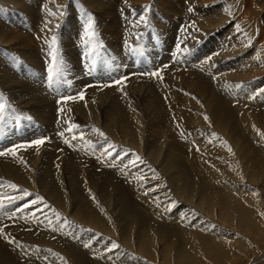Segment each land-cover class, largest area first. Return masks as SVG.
<instances>
[{"label": "rangeland", "instance_id": "obj_1", "mask_svg": "<svg viewBox=\"0 0 264 264\" xmlns=\"http://www.w3.org/2000/svg\"><path fill=\"white\" fill-rule=\"evenodd\" d=\"M29 1L31 0H26L27 5ZM53 1H55L56 3L55 2L52 3L54 5L52 6V8L54 9V10L52 9L53 13L51 12L53 14V22H54V25L53 22L52 25L57 29L56 34H58V38L62 39V35L61 34L59 35L61 26L64 24L69 25L70 24L69 20L74 18L77 19V17H80V14L77 15V13L74 11L70 12V10L68 9V4L70 3V0H53ZM96 1L98 2L95 4L97 7L95 8V10L93 8L89 9L88 6L86 8L85 5L84 7H82L83 10H86V12L82 10L84 16L78 18L79 24L78 25L75 24V25L79 26L80 22L81 21L83 22V17H84V20L86 21L85 22L86 28L84 29V31L82 30L83 32L76 30L78 34L76 35L77 39L72 43L73 47L70 46V48L68 47L66 49L64 45L63 46L59 45L58 41L53 45L48 44L47 46H41L39 49L32 47V51L34 55L36 54L34 61L37 64V67H39V76H42L43 78L40 79L39 77L37 78L29 77V78H25V81L28 82V84H30V82L33 81L35 88L38 89L39 92L36 95L33 94L32 95L36 99H39L41 105L43 106L49 105V108L47 109L48 112L46 111L47 113H45L44 121H38L34 117L33 118L31 117L32 119L29 120L27 115L33 114L32 109H30V105L29 104L27 105L24 102H22L26 110L29 109L28 112L27 111L25 112L24 108L20 105L22 104L21 100L18 101V99H14L10 97L11 95L7 91L6 94L5 92H2V90L0 89V101H1L0 104L5 105L4 111L6 112V115L8 116L9 114L12 116L11 118H13L12 120H9L10 125L13 122V124L11 125L12 129H15V132H20L21 134H23L24 136H22V138H24L25 141L23 147L21 142L9 141L6 143L7 145L4 146L6 148L5 150L12 152L15 151V153H23V155L24 154L30 155L32 153L28 154L27 151L29 152L31 150H35L34 152L38 151V153H36V156L38 157L40 156L39 158H41L44 155V152L48 150L47 152L50 151V154L54 159L55 164L54 162H52V165L50 167L49 177L52 178L55 177L56 175V178H58V180L60 181L61 190L63 188L62 194L64 193L62 199L64 201V203H62L64 206L61 205L60 209H62V211L64 210L63 211L64 214L65 213L67 214L65 215L62 214V211L60 212L59 211L60 209H58L59 208L58 204L54 202H53L54 205L45 204L46 206L44 205L42 208L46 210L45 212H47L48 208L52 207L51 208V210H53L52 213L51 211H49L50 209L48 210L49 213L48 212L47 213L49 215L52 214L54 217L58 215L55 218L63 221L66 229L68 228L67 230H69L68 233L70 232L74 233L75 238L76 236L77 237L84 236L89 238L88 241L92 240L95 242H100L103 245H105L103 242L106 241L111 244L118 245L119 247H115V248L113 247V249H116L117 251H120L121 249V252L126 253L128 255L130 254L132 258L134 257L142 263H146V264H264V124H263L264 104H261L260 100L258 99V96L262 92H264V0H256L255 2L254 0L252 1L243 0L244 2L242 0H235V1L233 0H203V1L170 0L171 2L170 5L173 7H165L169 5H162L167 3L166 0H162V1L145 0L149 4L144 0L143 1L139 0L138 3H137L138 0L136 1L96 0ZM185 1L188 2L190 6L189 8H187L188 9L187 13H185L187 9L180 6V4L185 3ZM198 1L201 3H198ZM239 1L241 2L239 3ZM32 2L38 3L40 5L39 7H37L41 9L38 11L39 15L37 14L39 20L37 18L34 19L33 17H27V20L29 22L31 20L33 24L37 22L38 25L43 20L42 12H43V8L44 7L46 8L45 5H47L48 0H38V1L32 0ZM246 2L248 5L245 4ZM250 2H252L253 4L252 3L250 4ZM126 3L129 5L130 9L127 8L128 6ZM217 3L220 6L223 5V7L227 5L225 9L227 10V14H229L227 15L228 18L225 17V18L217 19L218 22V25L216 24L217 26L215 25V23L214 24L213 23L210 24L208 22L204 23L203 20L197 21L196 20L197 15L190 14L191 11H194L197 8L206 9L207 7L214 6ZM223 3L225 4V6ZM4 4H5V0H0V8H1L0 19H2V21L4 22V27L8 26L9 30H15L16 25L10 16V12L13 10V7L11 6L13 5L9 4L7 6L8 8L4 6L5 8H7L5 10V8H3ZM58 5H59V9L57 8ZM14 8L17 9L16 10L17 16H15L16 18L18 16L20 18L21 17L26 18V15L23 14L20 10H18L20 9L18 4L15 3ZM138 8H142V9L138 10ZM228 8H230L231 11ZM2 9L5 11H2ZM126 10L132 13L131 17L133 18H135L140 12L142 14L144 13L145 15H143V17L138 18V20L134 19L135 25H133L134 26L133 28H131V25L128 26L127 23L126 25L119 24L118 27L116 20L118 17L119 19H121L124 14H127ZM133 10L135 12H133ZM228 10L230 11V13ZM237 11L240 12L238 13ZM242 12L244 13V15ZM54 14L56 17L54 16ZM94 14H97L98 16ZM54 18H56L57 21H54ZM14 20L16 19L14 18ZM87 20L89 21V23ZM233 20L234 21L236 20L235 21L236 23ZM137 22L140 24V26H138L139 24ZM199 22L202 24V26L200 25ZM90 23L91 25L93 23V25L91 26ZM226 24L228 27L227 26L225 27ZM2 25L3 24L0 23V26ZM233 25L238 26L237 31L239 32L237 33V36L241 37V39L236 40V42L230 41L232 45V46L230 45L232 50L229 49V51L231 52L228 53L230 55L226 57H220L219 59L220 60L222 59V61H227L225 62V64L226 63L228 64L229 62L234 61L231 59L235 58V60H237V58L245 56V53L248 52L247 54L249 55V53L253 51L255 58L258 59L254 58V61L252 62V65L254 66L246 68L244 70L245 72L243 71L242 73L243 76L241 74H234V71L233 72L231 71L232 74L230 76L225 72V75L227 74L226 77L224 73L220 74L219 72L207 74L206 71L201 67L206 63L210 62V57L214 53L216 52L218 53V51H220L219 49L214 50L213 48V51L215 52H212L209 48L214 44H219V43H215V40L218 39V35L220 33H226V31H228ZM99 27H103V28L100 29ZM162 27H166L167 29L170 30L169 35L164 37L165 40L161 36L164 32ZM243 27L245 29L249 28V31L248 29H246L247 31H245ZM58 28H59V32H58ZM86 29L89 32L91 31L90 33L88 32L87 35L85 34ZM112 29L116 31L115 35L108 33ZM132 33L135 34L134 35L135 39L133 38L129 39L128 36L131 35ZM239 33L241 34L239 35ZM133 34L131 36H133ZM196 35L197 37H195ZM190 36H192V38ZM237 36L236 38L239 39ZM243 40H245L246 42H244ZM239 41L240 42L243 41V43L241 42L242 43L241 46H239L240 43ZM251 45L253 46V48ZM188 46L192 47L191 48L192 50L188 48ZM0 50H1L0 51L1 54L3 55V57L7 62L6 64L13 71H18L20 67L22 68V63L25 62L26 60L19 53H17L16 50H14V47H12L10 43L9 44L7 43V45L0 43ZM203 50L205 51L202 52ZM51 52L52 54H49ZM186 53L188 54L186 55ZM195 61L198 64H196ZM56 62H60L64 70L62 71V74H60L54 80L50 81L48 78L49 69L52 68ZM201 62L202 64H200ZM89 65L91 67H94V69H96L95 72L92 73V75L88 71ZM31 66L32 65L27 66V68L30 70V72L36 73L34 67ZM70 66L72 67V70ZM253 68L257 73L255 71L253 72ZM248 69L250 70V72L247 71ZM16 74L17 76L19 75L20 78V74H18V72H16ZM223 75L225 78L223 77ZM76 77L78 79H76ZM222 77L226 80L224 81ZM229 80L231 83L228 84L234 85L233 87H240L242 85V87L250 90H252L253 88L256 89L258 95L256 96V93L252 92L251 95L253 101L252 100L249 102L246 101L249 104H247L245 101L244 103H242L243 101L241 102L234 98H231L229 100L228 99L221 100L219 97L220 94L217 91L218 90L217 86L216 87L214 86L215 82L222 81L226 83ZM79 81L80 83L82 81L84 83L82 84L81 87L75 85V82H79ZM116 81H120V83H116ZM86 91L89 92L86 93ZM245 104L248 105L249 107L248 106L245 107L246 106ZM250 105L252 106L250 107ZM262 105L263 108H261ZM256 107L257 109H255ZM241 108L242 109L247 108V110L250 109L248 110L250 113L249 112L246 113L247 110H245V112L244 110L242 111ZM251 108H253L252 109L253 111L251 110ZM83 111L85 112V115L81 116ZM109 112H113V113L110 114ZM261 112H263V114ZM247 114H249L250 117ZM259 114H260V118H258ZM95 115L98 116L96 117ZM251 115H253L254 117ZM82 117H84L85 119ZM205 117H207V119H205ZM3 118L4 116H0V121ZM258 119L260 123H258L257 121ZM104 120L106 121L104 122ZM30 122L31 124L37 126V131L39 129L41 130L40 135L34 137L31 134H26V135L24 134L23 127L26 128L27 125L30 124ZM219 122L225 123V127L223 129L219 128L218 126ZM82 123L84 125H82ZM112 124L113 127H111ZM132 129L133 132H131ZM114 130H116V132H114ZM100 132L104 133V135L101 136ZM136 132L137 133L139 132L140 134L139 133L137 134ZM246 133L247 134L249 133V136ZM115 135L117 136L115 137ZM137 135L139 136L141 135V137L139 138V136ZM83 139L87 140V142L85 140V144ZM38 140H43L44 143L37 145L36 141ZM76 142L80 143L81 146H79L78 143ZM141 142L143 145L141 144ZM86 143H89V145ZM91 143L93 144L91 145ZM85 145L87 146L85 147ZM215 146L218 148H216ZM88 149L89 150L96 149L95 150L97 152L96 157L95 155H92L91 151H89ZM40 151L42 152L44 151V152L41 153ZM71 154H73L74 157H72ZM173 154L176 155L179 159L175 157ZM67 156H69L70 158ZM169 157L172 158L173 160L168 159ZM3 158L4 159L2 160V162H5L8 161L11 157H7V159L6 157ZM86 158L88 159L89 163L87 162ZM151 160L152 163L150 162ZM120 161L122 162V164ZM170 162H173L174 164L176 163L175 166L170 167L169 165ZM13 163H14L13 161L9 160L6 164L11 165ZM63 163L64 165L68 164L72 168L71 169L72 172L70 170L67 171V169L64 170L65 166L63 165ZM28 164L32 166L31 163ZM88 164H90L91 166ZM150 164L151 166H149ZM37 167L38 166L36 165L34 171L37 169ZM61 167L62 169H60ZM142 167L146 170L144 171ZM232 167L233 169L232 171H230L231 170L230 168ZM140 168L143 169V172L142 169ZM226 168L228 169L227 170L228 173L231 175L227 173ZM110 170H112V172ZM175 170H178V172H176L177 174L174 172ZM73 171H75L76 173H74ZM85 174H86L85 176L86 179H84V176H82ZM93 174L96 176V178ZM171 174H173V176L174 175L176 176L178 174L180 175H178L179 177L176 176L175 178V176L173 177ZM226 174H228L227 175L228 179L226 177ZM130 175H132V177ZM71 176L72 177L74 176V180L75 179L77 180L76 183H74V180L71 182L72 180ZM108 176L111 178H109ZM113 177L114 179H112ZM129 177L130 179H128ZM144 178L145 181L147 180L146 178H148L147 180L148 185L144 181ZM66 179L69 181L67 182ZM88 179H90V181ZM217 179H220L221 182L220 180L218 181ZM2 180L10 182L11 185H15V186L17 185L13 181L5 179V176L3 177ZM252 180L254 183L252 182ZM94 181L97 182L95 183ZM109 181H111L115 185L113 186ZM166 181L170 182V184L167 186L166 184L168 183H166ZM211 181H213L212 184H210ZM78 182L79 184H77ZM205 183L206 184L208 183L207 185L209 186V189L212 188L210 189L212 192L208 189V187L207 189H205L206 188ZM69 184L74 186H71ZM116 185L119 186L118 189ZM152 185H153V190H152ZM213 185L215 186L213 187ZM91 186L93 188L96 186L97 187L95 190L94 189L92 190ZM65 187L66 189L68 187L70 189L73 187L71 189L72 191L76 187L77 189L80 187L81 190L85 188L86 190L85 189L82 190L84 191L83 192L84 194L80 193L82 192L80 188L78 189L80 194L79 196L83 200L82 202L85 201L86 204L89 203L87 204L88 207L93 204L89 208L90 209L92 208L91 211L95 212L94 216H92L93 215L92 213L91 215H87L88 219L86 220L82 219V217H80L82 220L79 218L75 220L74 215L76 210H78V208H80L81 206L80 204L81 200L80 199L78 200L80 206L75 205L77 203V200H74L72 198V191H69L70 190L69 188L66 190ZM145 187H147L148 190ZM215 187L218 188L215 189ZM213 188L216 190V192L214 190L215 194L213 193ZM100 189L102 193H100ZM139 189H141V191ZM176 189L178 193L180 192L179 194L176 193L177 192ZM178 189H180V191ZM220 189L222 194L219 193ZM205 190L206 192L213 194L214 196L211 194L210 195L211 197L214 198H209L210 195H208V193H206ZM98 191L100 194L97 193ZM161 191L162 193H160ZM223 191L225 193H223ZM87 192L90 193L89 197L92 196L93 198H89ZM197 192L200 193L201 197H197L199 196V194H197L196 196ZM118 193L121 195L123 194V199L118 198L117 200V197L119 196ZM217 193H219V195L222 197L220 198V196ZM94 194H98V195L96 196ZM111 194L112 195L115 194L116 196L113 195V197H115L116 199L112 198ZM226 194L228 197H226ZM189 195H191V198H188L190 197ZM215 195L217 198L215 197ZM84 196L86 198L88 197L89 200L92 199L91 200L92 203L90 204L91 201L87 202V199L85 200ZM223 196L225 197V199ZM68 197L70 198V200L68 199ZM149 198L153 199L155 202L158 199L157 204H152V201ZM205 198L206 200H204ZM108 199L112 200V201L110 200L111 203ZM188 199H191L192 201L190 202V200ZM211 199L213 200V203ZM102 200H104L105 202H103ZM71 201L73 203H70ZM100 201H102L103 204ZM27 203L29 204L31 203V201H28ZM97 203H99V205L101 204L102 206L100 205L98 207ZM106 203L107 205H105ZM121 203L122 205H120ZM123 203L125 204L123 205ZM148 203L151 207L150 206L148 207ZM204 203L209 204V205L207 204V208L206 205H204ZM223 203L224 205L225 204L229 205L227 206L229 207V210L226 209L222 212L223 209L221 208V206H219V204H223ZM72 204L75 207H73ZM22 206H27V204L20 205L21 208L19 207V209H24ZM208 206L211 207L208 208ZM94 207L96 208L95 209L96 211H94ZM201 207L202 209H199ZM65 208H67V210ZM122 208L128 210L126 215L128 216V218L123 215L121 211L123 210ZM183 211H190L192 213L193 219H195L192 221L195 222L193 226L196 227L192 228L191 230H186V228H182V227H176L177 228L176 230L175 226L171 223V221L177 214H180ZM68 212L69 213L71 212V214H69ZM72 212H74V215ZM71 217L74 218L70 220ZM92 217L93 218L97 217L96 218L97 220L94 221L96 224L91 222L93 219ZM154 218H156V220ZM157 220L160 223L157 222ZM86 221L89 223L87 224ZM101 222L104 225H102ZM200 224L202 225L201 227L204 229L201 230ZM7 226H8L7 224L3 225L4 228H6ZM1 230L3 229L1 228ZM16 230H17L16 228L12 227L10 232L16 235L15 233ZM85 231L86 233H84ZM144 231L147 233V237L149 239L151 238V242H152L151 244H153V246L149 243L148 245H146L147 246L146 247L144 241H142V239L139 240L140 238L139 234L144 233ZM196 231L199 233H197ZM175 233H177L179 237L180 235L183 236L182 238L180 237V239H178V242L176 241L177 240L176 238H173V236H171ZM194 233L195 235L197 234L199 236L198 237L195 236ZM184 235L186 237H184ZM199 237L200 239H198ZM20 240L15 239V241L16 242L18 241L19 244H23L24 242L23 241L21 242ZM165 244H167L169 247L166 248ZM71 246H72L70 247L71 251L76 250L77 248L76 243H73ZM86 247H89V245L85 244L82 248L84 249ZM44 251H46L47 253L50 252L49 250L46 249ZM80 251L83 252L84 250H80ZM178 251H181V253L183 254L184 258L181 260L175 254ZM83 253H86V251H84ZM18 260L19 259L17 258V261Z\"/></svg>", "mask_w": 264, "mask_h": 264}, {"label": "bare ground", "instance_id": "obj_2", "mask_svg": "<svg viewBox=\"0 0 264 264\" xmlns=\"http://www.w3.org/2000/svg\"><path fill=\"white\" fill-rule=\"evenodd\" d=\"M38 1V0H37ZM125 1V0H124ZM128 1H130V0H128ZM131 1H133V0H131ZM134 1H136V0H134ZM143 1V0H142ZM145 1V0H144ZM159 1V0H158ZM162 1V0H161ZM176 1V0H175ZM191 1V0H190ZM194 1V0H193ZM200 1H203V0H200ZM233 1H235V0H233ZM243 1V0H242ZM250 1H252V0H250ZM256 0H254V2H255ZM53 2H55V1H53V0H48V3H47V5H45L46 6V8L44 7L43 8V20H42V22H40V24H38L37 25V22L36 23H32V21L30 20V22L27 20V17H33L34 19L35 18H37L38 20H39V17L37 16V14H38V11L39 10H41V9H39V8H37V7H39L40 5L38 4V3H35V2H32V0L31 1H29V3H28V5L26 4L27 2H26V0H5V4L3 5V8H5L4 6H8L9 4L10 5H13V6H11V7H13V10L10 12V16H11V18H12V20L14 21V23H15V25H16V27H15V30H9V27L8 26H5L4 27V22L2 21V19H0V23H2L3 25L2 26H0V43H3V44H6L7 45V43L9 44L10 43V45H12V47H14V50H16L17 51V53H19L25 60V62H23L22 63V68H21V70H20V68H19V70L18 71H13L6 63V60H5V58L3 57V55L1 54V52H0V89L2 90V92H5L6 94H7V92L11 95H9L10 97H12V98H14V99H18V101L19 100H21V103L22 102H24L25 104H29L30 105V109H32V112H33V114H31V115H27V117L29 118V120H31L33 117L34 118H36L38 121H44V119H45V113H47L48 111H47V109L49 108V105H45V106H43V105H41V103H40V101H39V99H36L33 95H36L38 92H39V90L38 89H36L35 88V85H34V82L33 81H31L30 82V84H28V82H26L25 81V78H37V77H39L40 79L41 78H43L42 76H39V67H37V64L35 63V61H34V59H35V55H34V53H33V51H32V47L33 48H36V49H39L41 46H47L48 44H54V43H56L57 41L59 42V45H64V47L67 49L68 47L70 48V46L71 47H73V42L77 39L76 38V35L78 34V32L76 31V30H79V31H84V29L86 28V24H85V20H84V17H83V22L81 21L80 22V25L79 26H77L78 24H79V22H78V18H81V16H84V14H83V11H85L86 12V10H83V8L82 7H84V5H85V7L87 8V6L89 7V9H91V8H93L94 10H95V8H97L96 7V3L98 2V1H96V0H70V3L68 4V9L70 10V12L71 11H74V12H76L77 13V15L78 14H80V17H77V19L76 18H74V19H71V20H69V22H70V24L68 25H62L61 26V28H60V32H59V28H58V32H59V35L61 34L62 35V39H59L58 38V34H56V32H57V29L53 26L54 25V22H53V12H52V6H54L52 3ZM59 2V1H58ZM139 2V0L137 1V3ZM141 2V1H140ZM145 2H147V1H145ZM151 2V1H150ZM166 4H162V5H169V6H165V7H173V6H171L170 5V0H166ZM174 2V1H173ZM241 1H239V3H240ZM244 2V1H243ZM249 2V1H248ZM257 2H259V1H257ZM18 4V6L20 7V9H18V10H20L23 14H25L26 15V18H23V17H15V16H17L16 15V10L17 9H15L14 8V4ZM31 3V4H30ZM56 3V2H55ZM104 3V2H103ZM121 3V2H120ZM122 3H123V1H122ZM148 3V2H147ZM157 3V2H156ZM165 3V2H164ZM186 3V4H185ZM185 3H181L180 4V6L181 7H183V8H185V9H187V8H189L190 6H189V4H188V2H186L185 1ZM191 3V2H190ZM198 3H201V2H199L198 1ZM222 3V2H221ZM232 3V2H231ZM252 2H250V4H251ZM60 4V3H59ZM127 4V3H126ZM126 4H125V6H126ZM142 4V3H141ZM140 4V5H141ZM144 4V3H143ZM149 4V3H148ZM174 4V3H173ZM224 4V3H223ZM229 4V3H228ZM245 4H247V2L245 3ZM249 4V5H250ZM253 4V3H252ZM2 5V4H1ZM175 5V4H174ZM248 5V4H247ZM43 6V5H42ZM64 6V5H63ZM122 6V5H121ZM120 6V7H121ZM127 8H129V5L127 4ZM144 6V5H143ZM149 6V5H148ZM224 6H225V4H224ZM176 7V6H175ZM192 7V6H191ZM225 7H227V5L225 6ZM225 7H223V5L222 6H220V5H218V3L217 4H215L214 6H210V7H207L206 9H192V10H194V11H191L190 12V14H192V15H197V17H196V20L198 21V20H203L204 21V23L205 22H208V23H215V25L217 24L218 25V22H217V19H219V18H228V16L227 15H229V14H227V10L225 9ZM8 8V7H7ZM7 8H5V10L7 9ZM17 8V7H16ZM58 9H59V5H58V7H57ZM57 8H56V11H57ZM61 8V7H60ZM145 8V7H144ZM239 8V7H238ZM244 8V7H243ZM246 8H247V6H246ZM1 9V8H0ZM130 9V8H129ZM128 9V10H129ZM132 9V8H131ZM139 9H142V8H138V10ZM146 9V8H145ZM177 9H178V7H177ZM228 9H230V8H228ZM5 10H3L2 9V11H5ZM34 10H36V11H34ZM54 10V9H53ZM83 10V11H82ZM122 10V9H121ZM128 10H126L127 11V14H124L123 16H122V18L121 19H119V17L117 18V20H116V22H117V25H118V27H119V24H124V25H126V23H127V25L129 26V25H131V28H133L134 26L133 25H135L134 23H135V21H134V19H136V20H138V18H140V17H143V15H145L144 13L142 14L141 12L135 17V18H133V17H131L132 15V13H130V11L128 12ZM135 10V9H134ZM133 10V12H135ZM148 10V9H147ZM147 10H145V11H147ZM158 10V9H157ZM179 10H180V8H179ZM242 10H244V9H242ZM248 10V9H247ZM89 11V10H88ZM144 11V10H143ZM187 11H188V9L186 10V12L185 13H187ZM229 11V10H228ZM230 11H231V9H230ZM230 11H229V13H230ZM241 11V10H240ZM239 11V12H240ZM245 11H246V9H245ZM256 11V10H255ZM52 12V13H51ZM93 12V11H92ZM124 12V11H123ZM138 12V11H137ZM197 12V13H196ZM238 12V11H237ZM238 12V13H239ZM40 13V12H39ZM90 13V12H89ZM95 13V12H94ZM98 13V12H97ZM126 13V12H125ZM167 13V12H166ZM189 13V12H188ZM196 13V14H195ZM232 13V12H231ZM237 13V14H238ZM243 13V12H242ZM246 13V12H245ZM256 13V12H255ZM17 14H19V13H17ZM86 14V13H85ZM92 14V13H91ZM101 14V13H100ZM149 14V13H148ZM21 15V14H20ZM28 15V16H27ZM39 15V14H38ZM41 15V14H40ZM57 15V14H56ZM89 15V14H88ZM94 15H97V14H94ZM139 15H141V16H139ZM230 15H232V14H230ZM243 15H244V13H243ZM22 16V15H21ZM54 16H55V14H54ZM91 16V15H90ZM89 16V17H90ZM98 16V15H97ZM119 16V15H118ZM174 16V15H173ZM246 16V15H245ZM42 17V16H41ZM40 17V18H41ZM56 17V16H55ZM72 17V16H71ZM147 17V16H146ZM185 17H187V16H185ZM233 17V16H232ZM14 18L16 19V20H14ZM58 18V17H57ZM91 18V17H90ZM90 18H89V20H90ZM173 18V17H172ZM195 18V17H194ZM237 18V17H236ZM29 19H31V18H29ZM59 19V18H58ZM88 19V18H87ZM152 19V18H151ZM235 19V18H234ZM41 20V19H40ZM81 20V19H80ZM79 20V21H80ZM96 20V19H95ZM54 21H57V19L56 18H54ZM88 21V20H87ZM155 21V20H154ZM196 21V22H197ZM202 21V22H203ZM234 21V20H233ZM236 21V20H235ZM234 21V22H235ZM35 22V21H34ZM52 22H53V25H52ZM66 22V21H65ZM94 22V21H93ZM139 22V21H138ZM137 22V23H138ZM220 22V21H219ZM233 22V23H234ZM241 22V21H240ZM23 25H22V24ZM39 23V22H38ZM88 23H89V21H88ZM198 23V22H197ZM200 23V22H199ZM236 23V22H235ZM238 23V22H237ZM21 24V25H20ZM75 24H77V25H75ZM103 24V23H102ZM139 24V23H138ZM141 24H143V23H141ZM186 24V23H185ZM221 24V23H220ZM37 25V26H36ZM90 25H91V23H90ZM92 25H93V23H92ZM91 25V26H92ZM190 25H192V24H190ZM190 25H189V27H190ZM199 25V24H198ZM200 25L202 26V24L200 23ZM214 25V26H215ZM216 25V26H217ZM64 26V27H63ZM138 26H140V24L138 25ZM200 26V27H201ZM215 26V27H216ZM227 26V24L225 25V27ZM243 26V25H242ZM62 27H63V29H62ZM167 27V26H166ZM166 27H162L163 28V34L161 35L162 37H163V39H164V37L165 36H167V35H169V33H170V30L169 29H167ZM174 27V26H173ZM172 27V28H173ZM186 27H188V26H186ZM192 27V26H191ZM207 27V26H206ZM228 27V26H227ZM100 29L101 28H103V27H99ZM128 28V27H127ZM136 28H137V26H136ZM170 28V27H169ZM237 28H238V26H235V25H233L228 31H226V33H218L219 35H218V39H216L215 40V43H219V44H214V45H212L209 49L212 51V52H215V51H213V48H214V50H220V51H218V53L216 52V53H214L211 57H210V62H208V63H206L205 65H203L201 68L202 69H204L205 71H206V73L207 74H212V73H215V72H219L220 74L221 73H224V75H225V72L227 73V74H229V76L232 74V72L234 71V74H241L242 75V73H243V71L246 69V68H248V67H252V66H254V65H252V62L254 61V58H255V56H254V51L253 52H250L249 53V55L247 54V53H245V56H242V57H240V58H237V60H235V58H233V59H231V60H234V61H232V62H229L227 65L225 64V62H227V61H222V59L220 60L219 58L220 57H226V56H228V55H230V54H228L229 52H231V51H229V49L230 50H232L231 49V47H230V45H231V42L230 41H233V42H236V40H240L241 39V37H238L237 36V33L239 32V31H237ZM244 28V27H243ZM87 29H89V28H87ZM87 29H86V31H85V34L87 35V33L89 32V31H87ZM184 29V28H183ZM188 29V28H187ZM191 29V28H190ZM202 29H203V27H202ZM245 29V28H244ZM246 29H248V31H249V28H246ZM245 29V31H247ZM92 30V29H91ZM182 30V29H181ZM194 30H195V28H194ZM196 30H197V27H196ZM199 30V29H198ZM208 30V29H207ZM243 30V29H242ZM242 30H241V32H242ZM82 31V32H83ZM119 31V30H118ZM183 31V30H182ZM188 31V30H187ZM221 31V30H220ZM244 31V32H245ZM91 32V31H90ZM89 32V33H90ZM102 32V31H101ZM105 32V31H104ZM128 32V31H127ZM126 32V33H127ZM135 32V31H134ZM200 32V31H199ZM222 32V31H221ZM108 33H111V34H113V35H115L116 34V31L114 30V29H112L111 31H109ZM136 33V32H135ZM173 33H175V32H173ZM177 33V32H176ZM184 33V32H183ZM192 33V32H191ZM190 33V34H191ZM102 34V33H101ZM107 34V33H106ZM133 34V33H132ZM131 34V35H132ZM193 34V33H192ZM198 34V33H197ZM225 34V35H224ZM241 33H239V35H240ZM246 34V33H245ZM90 35V34H89ZM103 35V34H102ZM131 35H127L128 37H129V39L130 38H133V39H135V34H133V36H131ZM150 35V34H149ZM148 35V36H149ZM156 35V34H155ZM158 35V34H157ZM172 35V34H171ZM177 35V34H176ZM249 35V34H248ZM83 36V35H82ZM91 36V35H90ZM152 36H153V34H152ZM193 36V35H192ZM192 36H190L191 38H192ZM236 36L239 38V39H237L236 38ZM243 36V35H242ZM245 36V35H244ZM247 36V35H246ZM78 37V36H77ZM80 37V36H79ZM106 37V36H105ZM150 37V36H149ZM171 37V36H170ZM180 37V36H179ZM178 37V38H179ZM186 37H188V36H186ZM195 37H197V35L195 36ZM214 37H216V36H214ZM81 38V37H80ZM80 38H79V40H80ZM108 38V37H107ZM243 38V37H242ZM152 39V38H151ZM155 39V38H154ZM157 39V38H156ZM171 39V38H170ZM195 39V38H194ZM214 39V38H213ZM247 39V38H246ZM92 40V39H91ZM132 40V39H131ZM159 40V39H158ZM165 40V39H164ZM173 40V39H172ZM248 40V39H247ZM194 41V40H193ZM244 42H246L245 40H243ZM243 41H241L242 43H243ZM92 42V41H91ZM185 42V41H184ZM230 42V43H229ZM240 42V41H239ZM238 42V43H239ZM239 43V46H241L242 45V43ZM249 42H250V39H249ZM257 42V41H256ZM78 43V42H77ZM168 43V42H167ZM170 43V42H169ZM177 43V42H176ZM179 43V42H178ZM228 43H229V45H228ZM182 44V43H181ZM193 44V43H192ZM203 44V43H202ZM201 44V45H202ZM233 44V43H232ZM166 45V44H165ZM195 45V44H194ZM235 45V44H234ZM186 46H187V43H186ZM190 46V45H189ZM188 46V48H192V47H189ZM232 46V45H231ZM236 46V45H235ZM252 46V45H251ZM250 46V47H251ZM53 47H55V46H53ZM170 47V46H169ZM182 47V46H181ZM194 47V46H193ZM184 48V47H183ZM202 48V47H201ZM252 48H253V46H252ZM46 50H48V49H46ZM65 50V49H64ZM69 50V49H68ZM181 50V49H180ZM187 50V49H186ZM192 50V49H191ZM202 50V49H201ZM209 50V51H210ZM235 50V49H234ZM237 50V49H236ZM1 51V50H0ZM157 51V50H156ZM171 51V50H170ZM188 51V50H187ZM205 50H203L202 52H204ZM238 51V50H237ZM252 51V50H251ZM182 52V51H181ZM189 52V51H188ZM201 52V51H200ZM199 52V53H200ZM8 53V52H7ZM16 53V54H17ZM68 53H69V51H68ZM153 53V52H152ZM159 53V52H158ZM210 53V52H209ZM49 54H52V52L51 53H49ZM71 54V53H70ZM182 54V53H181ZM183 54H184V51H183ZM188 53H186V55H187ZM194 54V53H193ZM206 54V53H205ZM232 54V53H231ZM160 55V54H159ZM166 55V54H165ZM191 55V54H190ZM222 55V56H221ZM236 55V54H235ZM16 56V55H15ZM14 56V57H15ZM189 56V55H188ZM206 56H208V55H206ZM233 56V55H232ZM238 56H240V55H238ZM22 57H20V58H22ZM69 57V56H68ZM67 57V58H68ZM195 57V56H194ZM237 57V56H236ZM246 57H248V58H246ZM9 58V57H8ZM70 58V57H69ZM164 58V57H163ZM193 58V57H192ZM191 58V59H192ZM188 59V58H187ZM196 59V58H195ZM255 59H258V58H255ZM193 60V59H192ZM225 60V59H224ZM228 60V59H227ZM230 60V59H229ZM20 61V60H19ZM194 61V60H193ZM199 61V60H198ZM200 61H201V59H200ZM209 61V60H208ZM220 61H222V62H220ZM259 61V60H258ZM196 62V61H195ZM9 63V62H8ZM117 63V62H116ZM43 64V63H42ZM196 64H198L197 62H196ZM200 64H202V62L200 63ZM257 64V63H256ZM15 65H16V63H15ZM30 65H32L33 67H34V69L36 70V73H32V72H30V70L27 68V66H30ZM112 65V64H111ZM141 65V64H140ZM31 66V67H32ZM115 66V65H114ZM192 66V65H191ZM258 66H260V65H258ZM257 66V67H258ZM71 67V66H70ZM120 67V66H119ZM262 67V66H261ZM123 68V67H122ZM250 69V68H249ZM247 70V71H249L250 72V70ZM257 69V68H256ZM64 70V69H63ZM71 70H72V67H71ZM70 70V71H71ZM95 70L96 69H94V67H91L90 65H89V67H88V71L91 73V75H92V73H94L95 72ZM160 71V70H159ZM232 71V72H231ZM255 71V69L253 68V72ZM16 72H18V74H20V78H19V75L17 76V74H16ZM236 72V73H235ZM245 72V71H244ZM256 72V71H255ZM205 73V74H206ZM257 73V72H256ZM227 74L225 75V77L227 76ZM245 74V73H244ZM251 74V73H250ZM90 75V74H89ZM218 75V74H217ZM224 75H223V77H224ZM246 75V74H245ZM74 76V75H73ZM243 76V75H242ZM222 77V79H224ZM45 78V77H44ZM86 78V77H85ZM229 78V77H228ZM76 79H78L77 77H76ZM213 79V78H212ZM218 79V78H217ZM85 80V79H84ZM113 80V79H112ZM226 79H224V81H225ZM262 80V79H261ZM28 81V80H27ZM78 81V80H77ZM215 81V80H214ZM46 82V81H45ZM62 82V81H61ZM63 83V82H62ZM217 83V84H216ZM228 83H231L230 82V80L229 81H227L226 83H224V82H222V81H220V82H215V87L217 86V91L219 92V97H220V99L221 100H224V99H231V98H234V99H237V100H239V101H243L242 103H244V101L246 102V101H251L253 98H252V92L253 93H256V96L258 95V93H257V91H256V89H252V90H250V89H247V88H244V87H242V85L240 86V87H233L234 85H231V84H228ZM73 84V83H72ZM82 84H84L83 83V81L80 83V81L79 82H75V85L76 86H79V87H81L82 86ZM233 84V83H232ZM236 84V83H235ZM250 84V83H249ZM258 84V83H257ZM262 84V83H261ZM87 85V84H86ZM240 85V84H239ZM253 85V84H252ZM248 86V85H247ZM250 86V85H249ZM257 86V85H256ZM259 86V85H258ZM119 87V86H118ZM205 87V86H204ZM253 87V86H252ZM261 87V86H260ZM92 89V88H91ZM91 89H90V91H91ZM210 89V88H209ZM216 89V88H215ZM233 89H234V92H233ZM94 90V89H93ZM250 90V91H249ZM263 90V89H262ZM7 91V92H6ZM49 91V90H48ZM68 91V90H67ZM1 92V93H2ZM12 92V93H11ZM89 92V91H88ZM87 91H86V93H88ZM258 92H259V90H258ZM4 93V94H5ZM57 93V92H56ZM33 94V95H32ZM43 96V95H42ZM56 96V95H55ZM146 96V95H145ZM8 97V96H7ZM39 97V96H38ZM98 98V97H97ZM257 98V97H256ZM256 98H254V99H256ZM7 99V98H6ZM41 99V98H40ZM258 99L260 100V102H261V104H264V92H262L259 96H258ZM103 101V100H102ZM253 101V100H252ZM258 101V100H257ZM48 102V101H47ZM46 102V103H47ZM0 103H1V101H0ZM43 103V102H42ZM81 103V102H80ZM247 103V102H246ZM257 103V102H256ZM247 104H249V103H247ZM260 104V105H261ZM11 105H12V103H11ZM23 108H24V110H25V112L27 111L28 112V110H26V108L24 107V104L22 103V104H20ZM90 105V104H89ZM88 105V106H89ZM115 105V104H114ZM246 105V104H245ZM244 105V106H245ZM259 105V106H260ZM239 106V105H238ZM243 106V107H244ZM248 105H246L245 107H247ZM252 105H250V107H251ZM255 106V105H254ZM17 107V106H16ZM73 107V106H72ZM78 107V106H77ZM92 107V106H91ZM118 107V106H117ZM122 107H124V106H122ZM249 107V106H248ZM14 108V107H13ZM76 108V107H75ZM97 108V107H96ZM260 108V107H259ZM258 108V109H259ZM261 108H263V105L261 106ZM11 109V108H10ZM73 109V108H72ZM100 109H101V107H100ZM126 109V108H125ZM253 108H251V110H252ZM255 109H257V107L255 108ZM24 110H22V111H24ZM79 110V109H78ZM95 110V109H94ZM94 110H92V111H94ZM124 110V109H123ZM127 110V109H126ZM241 110L243 111L244 110V112H245V110H247V108L246 109H242L241 108ZM248 110H250V109H248ZM246 111V113L247 112H249V111ZM47 111V112H46ZM77 111V110H76ZM80 111V110H79ZM253 111V110H252ZM15 112V111H14ZM24 112V113H25ZM78 112V111H77ZM96 112H97V110H96ZM105 112V111H104ZM113 112H115V111H113ZM113 112H109L110 114L111 113H113ZM255 112V111H254ZM259 112V111H258ZM264 112V111H263ZM263 112H261L262 114H263ZM19 113V112H18ZM72 113V112H71ZM76 113V112H75ZM108 113V114H109ZM120 113V112H119ZM250 113V112H249ZM256 113V112H255ZM29 114V113H28ZM102 114V113H101ZM100 114V115H101ZM129 114V113H128ZM261 114V115H262ZM77 115V114H76ZM80 115V114H79ZM82 115H85V112L83 111L82 112V114H81V116ZM93 115H94V113H93ZM130 115V114H129ZM247 115H249V114H247ZM2 116H4V118L0 121V153H3L2 155H0V264H146V263H142V262H140L138 259H136V258H132L131 256H130V254L128 255V254H126V253H123V252H121V249H120V251H117L116 249H113V245L114 244H111V243H109V242H103L105 245H103L102 243H100V242H95V241H92V240H89L88 241V239L89 238H87V237H77L76 236V238H75V235H74V233H68V231L69 230H67L66 229V227H65V225H64V223H63V221H61V220H58V219H56L55 217H57L58 215H56V214H54V215H56L55 217L51 214L52 213V211L53 210H51V208L52 207H50V208H48V210L49 211H51V215H49L48 213V210H47V212H45L46 210L45 209H43L42 207L45 205V204H51V205H54L53 204V202L54 203H56V204H58V206H59V208L58 209H60L61 208V205H63L62 203H64V201L62 200L63 199V194H62V190H63V188H62V190H61V185H60V181L58 180V178H56V175H55V177H52V178H50L49 177V174H50V167H51V165H52V162H54V159H53V157L51 156V154H50V151L49 152H47V151H43L44 152V155L41 157V158H39L38 156H36V153H38V151H36V152H34L35 150H31V149H29V150H31V151H27V153L29 154V153H32V154H30V155H27V154H24L23 155V153H15V151L14 152H12V151H6L5 149V145H7L6 143L7 142H9V141H15V142H21L22 143V147H23V145L25 144V141H24V138H22V136H24L23 134H21L20 132H15V129H12V127H11V125L13 124V122H12V124L10 125V121L9 120H12L13 118H11L12 116L11 115H9L8 114V116L6 115V112L4 111L3 112V115ZM72 116H73V114H72ZM96 116V115H95ZM98 116V115H97ZM96 116V117H97ZM251 116H253V115H251ZM32 117V118H31ZM93 117V116H92ZM95 117V118H96ZM109 117V116H108ZM129 117V116H128ZM249 117H250V115H249ZM254 117V116H253ZM74 118V117H73ZM78 118H80V117H78ZM82 118H84V117H82ZM94 118V117H93ZM117 118V117H116ZM255 118H256V116H255ZM258 118H260V114H259V117ZM85 119V118H84ZM125 119V118H124ZM251 119H252V117H251ZM263 119V118H262ZM261 119V120H262ZM50 120H51V118H50ZM107 120V119H106ZM106 120H104V122L106 121ZM126 120V119H125ZM130 120V119H129ZM248 120V119H247ZM250 120V119H249ZM255 120V119H254ZM264 120V119H263ZM262 120V121H263ZM96 121V120H95ZM108 121V120H107ZM251 121H253V120H251ZM250 121V122H251ZM258 121V123H260L259 122V119L257 120ZM256 121V122H257ZM92 122V121H91ZM90 122V123H91ZM110 122H112V121H110ZM114 122V121H113ZM128 122V121H127ZM4 123H5V125H4ZM26 123V122H25ZM83 123H84V121H83ZM82 123V125H84ZM86 123V122H85ZM89 123V124H90ZM93 123V122H92ZM91 123V124H92ZM252 123V122H251ZM254 123V122H253ZM38 124V123H37ZM108 124V123H107ZM264 124V123H263ZM16 125V124H15ZM19 125V124H18ZM39 125V124H38ZM95 125V124H94ZM111 125V124H110ZM251 125V124H250ZM254 125V124H253ZM257 125H259V124H257ZM261 125V124H260ZM117 126V125H116ZM126 126V125H125ZM218 126H219V128L220 129H223L224 127H225V123L224 122H219L218 123ZM14 127V126H13ZM22 127V126H21ZM40 127V126H39ZM45 127V126H44ZM109 127V126H108ZM111 127H113V124H112V126ZM64 128V127H63ZM118 128V127H117ZM123 128H125V127H123ZM131 128V127H130ZM20 129V128H19ZM24 129V130H23ZM23 131H24V134L26 135V134H31L32 136H37V135H40V133H41V130L39 129L38 131H37V126H35V125H33V124H31V122H30V124H28L27 125V127L26 128H24L23 127ZM115 129V128H114ZM137 129V128H136ZM244 129V128H243ZM21 130V129H20ZM121 130V129H120ZM124 130V129H123ZM128 130V129H127ZM126 130V131H127ZM140 130V129H139ZM108 131V130H107ZM113 131V130H112ZM122 131V130H121ZM129 131H131V130H129ZM128 131V132H129ZM137 131V130H136ZM231 131V130H230ZM229 131V132H230ZM247 131H250V130H247ZM73 132V131H72ZM114 132H116V130H114ZM131 132H133V129H132V131ZM253 132V131H252ZM97 133V132H96ZM95 133V134H96ZM125 133V132H124ZM137 133V132H136ZM139 133V132H138ZM137 133V134H138ZM143 133V132H142ZM134 134V133H133ZM140 134V133H139ZM202 134H205V133H202ZM201 134V135H202ZM207 134V133H206ZM234 134V133H233ZM247 134V133H246ZM30 135V136H31ZM118 135V134H117ZM117 135H115V137L117 136ZM120 135V134H119ZM126 135V134H125ZM124 135V136H125ZM128 135V134H127ZM213 135V134H212ZM248 136H249V133L247 134ZM251 135V134H250ZM113 136H114V134H113ZM112 136V137H113ZM122 136V135H121ZM120 136V137H121ZM132 136V135H131ZM137 136H139V135H137ZM136 136V137H137ZM43 137H44V135H43ZM123 137V136H122ZM141 137V135L139 136V138ZM145 137V136H144ZM28 138V137H27ZM134 138V137H133ZM138 138V137H137ZM233 138H235V137H233ZM121 139V138H120ZM128 139V138H127ZM206 139H209V138H206ZM211 139V138H210ZM217 139V138H216ZM28 140V139H27ZM86 140V139H85ZM85 140L83 139V141H84V144H85ZM96 140V139H95ZM117 140H119V139H117ZM116 140V141H117ZM126 140V139H125ZM132 140V139H131ZM135 140V139H134ZM138 140V139H137ZM30 141H32V140H30ZM129 141V140H128ZM136 141V140H135ZM134 141V142H135ZM139 141V140H138ZM51 142V141H50ZM86 142H87V140H86ZM126 142V141H125ZM131 142V141H130ZM142 142H143V140H142ZM142 142H141V144H142ZM146 142V141H145ZM224 142V141H223ZM247 142H249V141H247ZM12 143V142H11ZM53 143V142H52ZM55 143V142H54ZM76 143H78V142H76ZM132 143H133V141H132ZM140 143V142H139ZM148 143V142H147ZM34 144V143H33ZM47 144V143H46ZM81 144H83V143H81ZM86 144H88L89 145V143H86ZM93 143H91V145H92ZM131 144V143H130ZM130 144H129V146H130ZM140 144V145H141ZM14 145V144H13ZM78 145L79 146H81L80 145V143H78ZM106 145V144H105ZM132 145V144H131ZM143 145V144H142ZM145 145V144H144ZM216 145H217V143H216ZM224 145V144H223ZM226 145V144H225ZM233 145V144H232ZM21 146V145H20ZM50 146V145H49ZM60 146V145H59ZM87 145H85V147H86ZM227 146V145H226ZM229 146H231V145H229ZM9 147H10V145H9ZM13 147H15V146H13ZM48 147V146H47ZM76 147H77V145H76ZM89 147V146H88ZM138 147V146H137ZM216 147V146H215ZM239 147V146H238ZM250 147V146H249ZM84 148V147H83ZM92 148V147H91ZM93 148H94V146H93ZM135 148H136V146H135ZM216 148H218V147H216ZM54 149V148H53ZM97 149V148H96ZM96 149H91V150H89V151H91V153H92V155H95V157H96V154H97V152L95 151ZM147 149V148H146ZM224 149V148H223ZM86 150V149H85ZM88 150H87V152H88ZM220 150V149H219ZM235 150V149H234ZM17 151V150H16ZM84 151V150H83ZM251 151V150H250ZM24 152H26V151H24ZM34 152V153H33ZM41 153H43L42 151H40ZM151 152V151H150ZM52 153V152H51ZM71 153H72V151H71ZM86 153V152H85ZM152 153V152H151ZM226 153V152H225ZM236 153H238V152H236ZM252 153V152H251ZM254 153V152H253ZM56 154V153H55ZM88 154V153H87ZM90 154V153H89ZM169 154V153H168ZM40 155V154H39ZM70 155V154H69ZM72 155V157H74L73 156V154H71ZM79 155V154H78ZM151 155V154H150ZM171 155H172V153H171ZM170 155V156H171ZM174 155V154H173ZM57 156V155H56ZM65 156V155H64ZM75 156H77V155H75ZM99 156V155H98ZM175 157H177L176 155H174ZM252 156V155H251ZM250 156V157H251ZM3 157H6V159H7V157H11L9 160L10 161H13L14 163L13 164H11V165H7L6 163L9 161H5V162H2V160L4 159ZM67 157H69V156H67ZM88 157V156H87ZM100 157H101V155H100ZM147 157V156H146ZM174 157V158H175ZM236 157H238V156H236ZM249 157V158H250ZM70 158V157H69ZM92 158V157H91ZM130 158V157H129ZM167 158V157H166ZM178 158V157H177ZM231 158V157H230ZM241 158V157H240ZM247 158V157H246ZM57 159V158H56ZM64 159V158H63ZM79 159V158H78ZM87 159V158H86ZM96 159V158H95ZM148 159V158H147ZM164 159V158H163ZM168 159H172V158H168ZM179 159V158H178ZM251 159V158H250ZM135 160V159H134ZM142 160V159H141ZM146 160V159H145ZM144 160V161H145ZM173 160V159H172ZM243 160V159H242ZM57 161V160H56ZM65 161V160H64ZM71 161H73V160H71ZM86 161V160H85ZM89 161H90V159H89ZM129 161V160H128ZM147 161V160H146ZM164 161V160H163ZM168 161V160H167ZM241 161V160H240ZM87 162H88V159H87ZM121 162V161H120ZM132 162V161H131ZM151 163H152V160L150 161ZM169 162V161H168ZM173 162H175V161H173ZM173 162H170V167L172 166V167H174L175 166V164L173 163ZM181 162V161H180ZM28 163H31L32 164V166H30ZM68 163H70V162H68ZM81 163V162H80ZM89 163V162H88ZM179 163V162H178ZM238 163H239V161H238ZM54 164H55V162H54ZM110 164V163H109ZM121 164H122V162H121ZM145 164V163H144ZM168 164V163H167ZM249 164V163H248ZM38 166L37 167V169L34 171V168H35V166ZM60 165V164H59ZM62 165V164H61ZM63 165H64V163H63ZM73 165H74V163H73ZM76 165H77V163H76ZM88 165H90V164H88ZM128 165V164H127ZM152 165H154V164H152ZM232 165V164H231ZM65 166V169L64 170H66L67 169V171L68 170H70L71 171V167L68 165V164H66V165H64ZM91 166V165H90ZM89 166V167H90ZM110 166V165H109ZM144 166V165H143ZM148 166V165H147ZM149 166H151V164L149 165ZM168 166V165H167ZM179 166V165H178ZM190 166V165H189ZM188 166V167H189ZM53 167V166H52ZM83 167V166H82ZM85 167V166H84ZM93 167V166H92ZM91 167V168H92ZM121 167H122V165H121ZM136 167V166H135ZM163 167V166H162ZM166 167V166H165ZM164 167V168H165ZM180 167V166H179ZM184 167V166H183ZM187 167V168H188ZM56 168H57V166H56ZM143 168V167H142ZM142 168H140V169H142ZM152 168H154V167H152ZM254 168V167H253ZM259 168V167H258ZM60 169H62V167L60 168ZM93 169V168H92ZM108 169V168H107ZM144 169V168H143ZM143 169H142V172H143ZM151 169V168H150ZM170 169V168H169ZM175 169V168H174ZM189 169V168H188ZM191 169V168H190ZM221 169V168H220ZM231 170L230 171H232V169H233V167L232 168H230ZM52 170V169H51ZM58 170V169H57ZM126 170V169H125ZM146 169H144V171H145ZM228 169L226 168V171H227ZM253 170V169H252ZM77 171V170H76ZM82 171V170H81ZM109 171V170H108ZM111 172H112V170H110ZM134 171H135V169H134ZM133 171V172H134ZM137 171V170H136ZM171 171V170H170ZM180 171V170H179ZM191 171V170H190ZM189 171V172H190ZM220 171V170H219ZM65 172V171H64ZM72 172V171H71ZM74 173H76L75 171H73ZM86 172H88V171H86ZM117 172V171H116ZM149 172H150V170H149ZM175 173L176 172H178V170H175L174 171ZM188 172V171H187ZM55 173H56V171H55ZM60 173V172H59ZM67 173V172H66ZM91 173V172H90ZM131 173V172H130ZM136 173V172H135ZM182 173V172H181ZM193 173V172H192ZM227 173H228V171H227ZM230 173H232V172H230ZM52 174V173H51ZM72 174V173H71ZM83 174V173H82ZM119 174H121V173H119ZM129 174V173H128ZM132 174V173H131ZM140 174V173H139ZM141 174H143V173H141ZM177 174V173H176ZM229 174V173H228ZM228 174H226V177H227V175ZM244 174V173H243ZM249 174V173H248ZM88 175V174H87ZM94 175V174H93ZM106 175H107V173H106ZM125 175H126V173H125ZM138 175V174H137ZM137 175H135V176H137ZM172 176H173V174H171ZM178 175H180V174H178ZM178 175H176V176H178ZM229 175H231V174H229ZM241 175H242V173H241ZM5 176V179H8V180H11V181H13L14 183H16L17 185L15 186V187H12L13 185H11L10 184V182H8V181H4V180H2L3 179V177ZM82 176H84V179H86L85 178V176H86V174L85 175H82ZM95 176V175H94ZM93 176V177H94ZM131 177H132V175H130ZM134 176V177H135ZM175 176V175H174ZM173 176V177H174ZM176 176H175V178H176ZM211 176V175H210ZM220 176V175H219ZM239 176V175H238ZM246 176H247V174H246ZM72 177V176H71ZM76 177H77V175H76ZM89 177H90V175H89ZM109 177V176H108ZM122 177V176H121ZM133 177V178H134ZM137 177H139V176H137ZM136 177V178H137ZM144 177V176H143ZM148 177V176H147ZM179 177V176H178ZM186 177V176H185ZM66 178V177H65ZM79 178V177H78ZM95 178H96V176H95ZM109 178H111V177H109ZM135 178V179H136ZM142 178V177H141ZM175 178H173V179H175ZM217 178V177H216ZM235 178V177H234ZM254 178V177H253ZM68 179H70V178H68ZM72 180H71V182L74 180V176L71 178ZM83 179V178H82ZM92 179V178H91ZM112 179H114V177L112 178ZM111 179V180H112ZM128 179H130V177L128 178ZM139 179V178H138ZM147 180H148V178H146ZM151 179V178H150ZM171 179V178H170ZM212 179V178H211ZM221 179V178H220ZM220 179H217L218 181L220 180ZM227 179H228V177H227ZM232 179V178H231ZM67 180V179H66ZM80 180V179H79ZM89 181H90V179H88ZM105 180V179H104ZM108 180V179H107ZM123 180V179H122ZM147 180L145 181V178H144V181L146 182V184L148 185V183H147ZM187 180V179H186ZM69 180H67V182H68ZM76 179L74 180V183H76ZM82 181V180H81ZM86 181V180H85ZM89 181H87V182H89ZM98 181V180H97ZM96 181V182H97ZM134 181V180H133ZM139 181V180H138ZM137 181V182H138ZM167 181H168V179H167ZM166 181V183H168V184H166V186L167 185H169L170 184V182H167ZM255 181V180H254ZM63 182V181H62ZM65 182V181H64ZM95 182V181H94ZM95 182V183H96ZM103 182H105V181H103ZM109 182H111V181H109ZM149 182V181H148ZM157 182V181H156ZM160 182H161V180H160ZM159 182V183H160ZM212 182L213 181H211V183L210 184H212ZM220 182H221V180H220ZM252 182H253V180H252ZM86 183V182H85ZM102 183V182H101ZM107 183V182H106ZM182 183H183V181H182ZM186 183V182H185ZM219 183V182H218ZM254 183V182H253ZM263 183V182H262ZM64 184V183H63ZM77 184H79V182L77 183ZM84 184V183H83ZM111 184L114 186L115 184H113L112 182H111ZM111 184H109V185H111ZM153 184V183H152ZM206 184V183H205ZM208 184V183H207ZM205 185V189H207V187H208V189H209V186L208 185ZM68 185V184H67ZM69 185H71V184H69ZM87 185V184H86ZM93 185V184H92ZM99 185H100V183H99ZM105 185V184H104ZM133 185H134V182H133ZM154 185H156V184H154ZM174 185V184H173ZM220 185V184H219ZM63 186H65V185H63ZM62 186V187H63ZM71 186H74V185H71ZM70 186V187H71ZM88 186V185H87ZM90 186V185H89ZM98 186V185H97ZM96 186V187H97ZM113 186H110V187H113ZM117 186V185H116ZM138 186V185H137ZM160 186V185H159ZM215 185H213V187H214ZM217 186V185H216ZM80 187H81V184H80ZM79 187V188H80ZM84 187V186H83ZM92 187V186H91ZM96 187H92L91 189L93 190H95L96 189ZM102 187V186H101ZM118 187L119 186H117V189H118ZM165 187V186H164ZM178 187V186H177ZM188 187V186H187ZM193 187V186H192ZM69 188V187H68ZM67 188V189H68ZM73 188V187H72ZM71 188V189H72ZM78 188V189H79ZM90 188V187H89ZM103 188V187H102ZM123 188H125V187H123ZM140 188V187H139ZM143 188V187H142ZM146 189H147V187H145ZM144 188V189H145ZM155 188V187H154ZM157 188V187H156ZM218 188V187H217ZM216 187H215V189H217ZM65 189H66V187H65ZM64 189V190H65ZM66 189V190H67ZM70 189V188H69ZM69 190V191H72V190ZM77 189V187L76 188H74V190L72 191V198L74 199V200H77V203L75 204V205H79V203H78V200L80 199L81 200V206H80V208H78V210H76V212H75V215H74V212H72L73 213V215L75 216V220L76 219H81L80 217H82V219H84V220H86V219H88L87 218V215H91L92 213H93V215L92 216H94V213L95 212H92L91 211V209L89 208L90 206H92V205H90L89 207H88V205L87 204H89V203H85V201L84 202H82L83 200L80 198V194H79V190ZM85 189V188H84ZM84 189H82V190H84ZM112 189V188H111ZM115 189V188H114ZM160 189V188H159ZM169 189V188H168ZM188 189V188H187ZM201 189V188H200ZM210 189H212V188H210ZM209 189V190H210ZM214 188H213V193H214V190H215ZM80 190H81V188H80ZM81 190V191H82ZM86 190V189H85ZM88 190V189H87ZM91 190V191H92ZM140 191H141V189H139ZM143 190V189H142ZM148 190V189H147ZM151 190V189H150ZM152 190H153V185H152ZM156 190H158V189H156ZM171 190V189H170ZM179 191H180V189H178ZM189 190V189H188ZM187 190V191H188ZM69 191H66V192H69ZM176 191H177V189H176ZM184 191V190H183ZM183 191H181V192H183ZM192 191V190H191ZM193 191H195V190H193ZM198 191V190H197ZM208 191V190H207ZM211 191V190H210ZM226 191V190H225ZM84 191H82V192H80V193H83ZM90 192V191H89ZM112 192V191H111ZM113 192H114V190H113ZM112 192V193H113ZM115 192H116V190H115ZM118 192V191H117ZM121 192H123V191H121ZM157 192V191H156ZM159 192V191H158ZM165 192V191H164ZM190 192V191H189ZM205 192H206V190H205ZM204 192V193H205ZM212 192V191H211ZM215 192H216V190H215ZM218 192V191H217ZM229 192V191H228ZM88 193V192H87ZM92 193V192H91ZM97 193H99V191L97 192ZM100 193H102L101 192V189H100ZM99 193V194H100ZM127 193V192H126ZM160 193H162V191L160 192ZM176 193H178V191L176 192ZM180 193V192H179ZM178 193V194H179ZM188 193V192H187ZM192 193H194V192H192ZM192 193H191V195H192ZM202 193V192H201ZM206 193H208V192H206ZM220 194H222V192H221V189H220V192H219ZM219 193H217L218 195H219ZM223 193H225L224 191H223ZM70 194H71V192H70ZM84 194V193H83ZM89 194L90 193H88V197H89ZM103 194H106V193H103ZM124 194H125V192H124ZM128 194V193H127ZM167 194V193H166ZM184 194V193H183ZM190 194V193H189ZM197 194H199V196H197ZM211 193H208V195H210ZM215 194V193H214ZM86 195V194H85ZM94 195H98V194H94ZM93 195V196H94ZM112 195V194H111ZM113 195H115V194H113ZM113 195L111 196L112 198H115V197H113ZM118 197H117V200H118V198H120V199H123V194L121 195V194H119L118 193ZM163 195V194H162ZM177 195V194H176ZM181 195V194H180ZM186 195V194H185ZM191 195H189L190 197H188V198H191ZM211 195H213V194H211ZM211 195H210V197L209 198H214V197H211ZM66 196V195H65ZM95 196V197H96ZM116 196V195H115ZM196 196L197 197H201L200 196V193H196ZM214 196V195H213ZM220 196V195H219ZM85 197V196H84ZM83 197V198H84ZM88 197L86 198L85 197V200L87 199V202L89 201H91V200H89L88 199ZM103 197V196H102ZM101 197V198H102ZM110 197V196H109ZM110 197V198H111ZM149 197H151V196H149ZM180 197V196H179ZM183 197V196H182ZM185 197V196H184ZM205 197H207V196H205ZM215 197H216V195H215ZM222 196H220V198H221ZM224 197V196H223ZM226 197H228L227 196V194H226ZM64 198H66V197H64ZM89 198H93L92 196L91 197H89ZM98 198V197H97ZM106 198V197H105ZM126 198V197H125ZM148 198V197H147ZM204 198V197H203ZM217 198V197H216ZM68 199L70 200V198L68 197ZM94 199H96V198H94ZM104 199V198H103ZM107 199V198H106ZM116 199V198H115ZM149 199H151V198H149ZM156 199V198H155ZM182 199V198H181ZM202 199V198H201ZM200 199V200H201ZM223 199V198H222ZM224 199H225V197H224ZM65 200V199H64ZM109 200V199H108ZM107 200V201H108ZM111 200V199H110ZM109 200V201H110ZM148 200V199H147ZM184 200V199H183ZM188 200H190V202L192 201L191 199H188ZM199 200V199H198ZM203 200V199H202ZM204 200H206V198L204 199ZM208 200V199H207ZM210 200V199H209ZM212 200V199H211ZM221 200V199H220ZM227 200V199H226ZM28 201H31V203H27ZM63 201V202H62ZM73 201V200H72ZM70 202V203H73V202ZM94 201H96V200H94ZM103 202H105L104 200H102ZM102 201H100V202H102ZM108 201V202H109ZM112 201V200H111ZM111 201H110V203H111ZM126 201H127V199H126ZM151 201H152V204H157V201H158V199H157V201L155 202L153 199H151ZM215 201V200H214ZM223 201V200H222ZM230 201V200H229ZM75 202V201H74ZM103 202H102V204H103ZM148 202V201H147ZM172 202V201H171ZM184 202V201H183ZM189 202V201H188ZM202 202V201H201ZM205 202H207V201H205ZM218 202V201H217ZM68 203V202H67ZM92 203V201L90 202V204ZM96 203V202H95ZM114 203H116V202H114ZM126 203V202H125ZM125 203H123V205L125 204ZM146 203V202H145ZM149 203H151V202H149ZM149 203H148V207L150 206L149 205ZM185 203V202H184ZM203 203V202H202ZM212 203H213V200H212ZM25 204H27V206H22L24 209H19V207H20V205H25ZM161 204V203H160ZM190 204H192V203H190ZM207 204L208 203H204V205H206V208H207ZM50 205V206H51ZM68 205V204H67ZM73 205V204H72ZM97 205H98V207L101 205H99V203H97ZM96 205V206H97ZM105 205H107V203L105 204ZM108 205H109V203H108ZM120 205H122V203L120 204ZM169 205H170V203H169ZM203 205V204H202ZM209 205V204H208ZM46 206V205H45ZM64 206V205H63ZM62 206V207H63ZM102 206V205H101ZM153 206V205H152ZM163 206V205H162ZM219 206H221V208L223 209L222 210V212L224 211V210H226V209H228L229 210V207H227V206H229V205H227V204H225L224 205V203L223 204H219ZM65 207H66V204H65ZM71 207V206H70ZM73 207H75L74 205H73ZM120 207H123V206H120ZM151 207V206H150ZM170 207V206H169ZM168 207V208H169ZM199 207V206H198ZM209 207H211V206H208V208ZM213 207V206H212ZM21 208V207H20ZM45 208V207H44ZM55 208V207H54ZM194 208V207H193ZM46 209H47V207H46ZM57 209V210H58ZM66 210H67V208H65ZM71 209V208H70ZM75 209H77V208H75ZM96 208L94 207V211H96L95 210ZM123 210H125V211H123V210H121L122 211V213H123V215L124 216H126L127 215V212H128V210L127 209H125V208H122ZM188 209V208H187ZM199 209H202V207L201 208H199ZM210 209H212V208H210ZM36 210V211H35ZM68 210H69V208H68ZM147 210H148V208H147ZM192 210V209H191ZM227 210V211H228ZM60 212L62 211V209H60L59 210ZM64 211V210H63ZM62 211V214H64V212ZM73 211V210H72ZM146 211V210H145ZM159 211V210H158ZM195 211V210H194ZM66 212V211H65ZM98 212V211H97ZM148 212V211H147ZM197 212V211H196ZM207 212V211H206ZM230 212V211H229ZM54 213V212H53ZM56 213V212H55ZM69 213V212H68ZM150 213V212H149ZM159 213V212H158ZM167 213V212H166ZM208 213V212H207ZM225 213V212H224ZM65 214H67V213H65ZM64 214V215H65ZM69 214H71V212L69 213ZM130 214V213H129ZM148 214V213H147ZM227 214V213H226ZM8 215H9V217H8ZM60 215V214H59ZM62 216V215H61ZM120 216V215H119ZM124 216H123V218H124ZM151 216V215H150ZM153 216V215H152ZM196 216V215H195ZM226 216V215H225ZM63 217V216H62ZM61 217V218H62ZM89 217V216H88ZM127 218H128V216H126ZM155 217V216H154ZM68 218V217H67ZM72 217L70 218V220H72L73 219ZM93 218V217H92ZM97 218V217H96ZM96 218H93L92 219V223H95L94 221L95 220H97ZM147 218V217H146ZM151 218H153V217H151ZM63 219V218H62ZM81 219V220H82ZM126 219V218H125ZM155 220H156V218H154ZM74 220V221H75ZM100 220V219H99ZM148 220V219H147ZM193 220H195V219H193V216H192V213L190 212V211H183V212H181L180 214H177L174 218H173V220L171 221V223L175 226V228L176 227H182V228H186V230H191L192 228H194V227H196V226H193L194 225V223L195 222H192ZM78 221V220H77ZM200 221H202V220H200ZM65 222H68V221H65ZM76 222V221H75ZM87 222V221H86ZM154 222V221H153ZM157 222H159L158 220H157ZM183 222H184V225H183ZM80 223V222H79ZM89 222H87V224H88ZM102 223V222H101ZM100 223V224H101ZM160 223V222H159ZM5 224H7L8 226L6 227V228H4L3 227V225H5ZM78 224V223H77ZM96 224V223H95ZM99 224V223H98ZM125 224V223H124ZM133 224V223H132ZM164 224H166V223H164ZM164 224H163V227H164ZM72 225V224H71ZM70 225V226H71ZM102 225H104L103 223H102ZM159 225H161V224H159ZM196 225V224H195ZM93 226V225H92ZM202 225L200 224V227H201ZM203 226H205V225H203ZM16 228L17 230H16V235L15 234H13V233H11L10 232V230H11V228ZM22 227H25V228H22ZM72 227V226H71ZM79 227H80V225H79ZM78 227V228H79ZM102 227V226H101ZM1 228L3 229V230H1ZM206 228V227H205ZM27 229V230H26ZM86 229H87V226H86ZM86 229H83V230H86ZM89 229V228H88ZM163 229V228H162ZM166 229V228H165ZM174 229V228H173ZM198 229V228H197ZM202 229H204V228H202L201 227V230ZM14 230V229H13ZM26 230V231H25ZM67 230V231H66ZM82 230V231H83ZM153 230V229H152ZM171 230V229H170ZM176 230H177V228H176ZM194 230V229H193ZM199 230V229H198ZM124 231V230H123ZM169 231V230H168ZM204 231V230H203ZM217 231V230H216ZM170 232V231H169ZM190 232V231H189ZM197 232V231H196ZM6 233V234H5ZM84 233H86V231L84 232ZM145 233V234H144ZM144 233H140L139 234V236H140V238H139V240L140 239H142V241H144V243H145V246L146 245H148L149 243L151 244L152 242H151V238L149 239L148 237H147V233L144 231ZM158 233V232H157ZM197 233H199V232H197ZM82 234V233H81ZM91 234H93V233H91ZM188 234V233H187ZM208 234V233H207ZM206 234V235H207ZM148 235H149V233H148ZM163 235V234H162ZM164 235H165V233H164ZM163 235V236H164ZM169 235V234H168ZM190 235V234H189ZM194 235H195V233H194ZM160 236V235H159ZM171 236H173V238H176L177 240V242H178V239H180V237L182 238L183 236H181L180 235V237H179V235L177 234V233H175V234H173V235H171ZM195 236H199V235H195ZM212 236V235H211ZM153 237V236H152ZM167 237V236H166ZM184 237H186L185 235H184ZM192 237V236H191ZM210 237V236H209ZM154 238V237H153ZM165 238V237H164ZM194 238V237H193ZM192 238V239H193ZM15 239H21L20 241L22 242H24L23 244H19L18 243V241L16 242L15 241ZM171 239V238H170ZM195 239H196V237H195ZM198 239H200V237L198 238ZM138 240V239H137ZM160 240V239H159ZM167 240V239H166ZM109 241V240H108ZM162 241V240H161ZM175 241V240H174ZM185 241V240H184ZM203 241V240H202ZM207 241V240H206ZM209 242V241H208ZM207 242V243H208ZM73 243H76V246H77V248H76V250H73V251H71V248L70 247H72L71 245L73 244ZM141 243V242H140ZM140 243H139V245H140ZM206 243V242H205ZM204 243V244H205ZM85 244H88L89 245V247H86V248H82ZM164 244V243H163ZM167 244H169V243H167ZM167 244H165V246H166V248H168L169 246L167 245ZM178 244H180V243H178ZM152 246H153V244H151ZM183 245V244H182ZM92 246V247H91ZM154 246H155V243H154ZM94 247H95V249H96V251H95V249H94ZM98 247V248H97ZM141 247H143V246H141ZM147 247V246H146ZM149 247V246H148ZM115 248V247H114ZM180 248V247H179ZM49 250L50 252L49 253H47L46 251H44V250ZM150 249V248H149ZM182 249V248H181ZM80 250H84V251H86V253H83V252H81ZM117 252H116V251ZM142 251V250H141ZM144 251V250H143ZM166 251V250H165ZM165 251H164V253H165ZM182 251V250H181ZM181 251H178L177 253H175L176 254V256H178L179 258H180V260L181 259H183L184 257H183V254L181 253ZM147 252V251H146ZM185 252V251H184ZM105 254H107V255H105ZM186 256V255H185ZM17 258L19 259L18 261H20V262H18L17 261ZM178 258V259H179ZM91 260V261H90ZM179 260V261H180ZM186 260V259H185ZM183 261V260H182ZM188 261V260H187Z\"/></svg>", "mask_w": 264, "mask_h": 264}, {"label": "snow or ice", "instance_id": "obj_3", "mask_svg": "<svg viewBox=\"0 0 264 264\" xmlns=\"http://www.w3.org/2000/svg\"><path fill=\"white\" fill-rule=\"evenodd\" d=\"M63 68H62V64L60 62H56L52 68L49 69V80H54L56 77H58L60 74H62ZM116 83H120V81H116ZM83 98V97H81ZM5 110V105L4 104H0V116L3 115V112ZM205 119H207V117H205ZM100 135L103 136L104 133L100 132ZM44 143L43 140H38L36 141V144H42ZM3 153H0V155H2ZM12 187H15V185H13ZM113 247H119L118 245H113Z\"/></svg>", "mask_w": 264, "mask_h": 264}]
</instances>
